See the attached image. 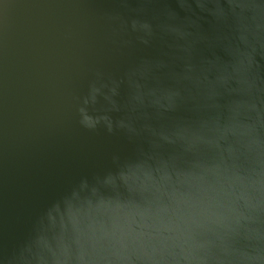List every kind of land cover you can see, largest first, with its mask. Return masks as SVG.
Masks as SVG:
<instances>
[{
  "label": "clouds",
  "instance_id": "9594fccd",
  "mask_svg": "<svg viewBox=\"0 0 264 264\" xmlns=\"http://www.w3.org/2000/svg\"><path fill=\"white\" fill-rule=\"evenodd\" d=\"M153 2L138 0L128 20L102 16L104 40H173L189 87L146 95L163 113L190 101L192 118L153 128L89 115L99 96L115 107V87L93 69L79 129L146 134L148 148L132 158L112 152L111 166L73 180L46 212L59 226L37 224L10 250L0 244V264H264V0H177L183 18L166 5L147 13ZM200 44L222 55L197 59Z\"/></svg>",
  "mask_w": 264,
  "mask_h": 264
},
{
  "label": "water",
  "instance_id": "95a60500",
  "mask_svg": "<svg viewBox=\"0 0 264 264\" xmlns=\"http://www.w3.org/2000/svg\"><path fill=\"white\" fill-rule=\"evenodd\" d=\"M161 5L179 18L185 15L177 0H154L146 12ZM138 7V0L126 6L122 0H0V244L6 250L37 224L58 227L59 218L50 222L47 210L80 175L111 166L110 153L132 158L148 148L146 134L130 140L103 129L95 134L79 129L76 109L93 69L115 87V107L99 96L86 106L89 115L130 118L137 127L153 128L192 118V102L163 113L146 95L170 89L183 95L189 87L179 79L184 61L173 40L158 36L145 45L129 35L123 47L104 40L102 16L120 13L128 20ZM199 24L210 33L207 20ZM213 53L222 55L200 44L195 55ZM138 92L144 94L142 104L134 100Z\"/></svg>",
  "mask_w": 264,
  "mask_h": 264
}]
</instances>
